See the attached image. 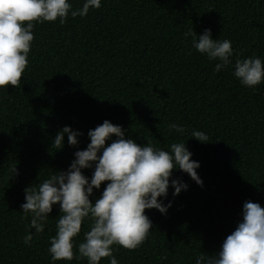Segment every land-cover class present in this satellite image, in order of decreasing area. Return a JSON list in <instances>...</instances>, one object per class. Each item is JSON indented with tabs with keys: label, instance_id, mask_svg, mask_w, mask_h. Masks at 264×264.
<instances>
[{
	"label": "trees",
	"instance_id": "trees-1",
	"mask_svg": "<svg viewBox=\"0 0 264 264\" xmlns=\"http://www.w3.org/2000/svg\"><path fill=\"white\" fill-rule=\"evenodd\" d=\"M68 3L71 12L83 0ZM32 23L21 81L0 88V264H87L76 245L90 230L89 218L73 238V259L52 261L59 204L39 234L20 205L27 186L67 170L74 151L89 143L88 130L105 119L138 144L151 140L168 150L185 142L203 181L174 171L187 190L173 196L169 187L166 214L145 209L152 228L134 249L112 246L118 264H194L197 255L216 253L242 219L245 201L264 207V80L248 88L232 65L214 71L219 61H209L184 35L210 29L213 38L231 41L233 62L253 56L264 62V0H101L98 9L69 14L63 24ZM171 123L183 132L169 129ZM65 125L82 135L76 146L65 136L57 150L51 140ZM193 130L208 142L191 137ZM28 232L30 245L23 242Z\"/></svg>",
	"mask_w": 264,
	"mask_h": 264
},
{
	"label": "clouds",
	"instance_id": "clouds-1",
	"mask_svg": "<svg viewBox=\"0 0 264 264\" xmlns=\"http://www.w3.org/2000/svg\"><path fill=\"white\" fill-rule=\"evenodd\" d=\"M100 6L101 0H83L79 9L69 12L68 0H0V88L17 86L21 81L33 39V21L59 18L63 24L69 14L83 17L90 8ZM184 35L191 37L192 47L209 61H219L214 71L232 65V75L248 88L264 80V62L260 57L237 58L233 62L231 41L213 38L210 29L201 34L189 29ZM168 127L183 132L174 123ZM80 135L81 132L65 125L52 138L51 146L61 150L65 136L69 146H76ZM87 136L89 143L83 150L74 151L67 170L54 171L37 187L30 185L24 189L25 202L20 209L30 216L29 228L39 234L44 231L53 205L59 204L61 214L56 219V232L49 237L52 261L73 259V238L80 232L82 221L89 218L90 230L84 233L83 242L76 245L77 258H86L87 264H100L102 258L108 257V264H118L112 246L129 250L138 247L152 228L145 209L155 208L166 214L171 207V201L164 203L169 187L173 196L187 190V183L173 178L174 171L186 173L202 186L196 171L200 164L191 159L185 142L172 143L168 150L154 147L151 140L138 144L126 138L122 126L107 119L89 129ZM191 137L208 142L202 131L193 130ZM84 169L92 170L90 177L83 173ZM13 171L16 174V168ZM102 182L107 183L99 197L90 200ZM241 216L216 253L199 254L194 264H264V207L245 201ZM32 239L33 233L28 232L23 242L30 245Z\"/></svg>",
	"mask_w": 264,
	"mask_h": 264
}]
</instances>
